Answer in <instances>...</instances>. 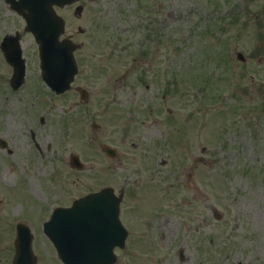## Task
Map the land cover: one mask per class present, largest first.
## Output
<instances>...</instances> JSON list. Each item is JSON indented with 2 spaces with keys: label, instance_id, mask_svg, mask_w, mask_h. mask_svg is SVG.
<instances>
[{
  "label": "rangeland",
  "instance_id": "obj_1",
  "mask_svg": "<svg viewBox=\"0 0 264 264\" xmlns=\"http://www.w3.org/2000/svg\"><path fill=\"white\" fill-rule=\"evenodd\" d=\"M63 13L86 31L75 39L90 53L77 57L86 100L46 86L24 32L30 81L13 92L0 49V135L13 149H0V264H13L24 211L37 264H63L42 222L106 186L126 191L116 264H264V0H101L100 14ZM14 26L22 18L0 0V41Z\"/></svg>",
  "mask_w": 264,
  "mask_h": 264
},
{
  "label": "water",
  "instance_id": "obj_2",
  "mask_svg": "<svg viewBox=\"0 0 264 264\" xmlns=\"http://www.w3.org/2000/svg\"><path fill=\"white\" fill-rule=\"evenodd\" d=\"M25 1L32 9L31 13L25 15L27 30L34 33L40 44L42 76L53 89L63 92L70 88L78 67L73 54L75 45L71 40H60L65 22L54 11L53 4L64 5L74 0ZM18 38H14L13 53L6 46L8 37L2 44L8 51L7 58L15 65L20 64ZM120 201L121 197H116L111 188H106L77 200L71 208H58L54 212L46 224V232L54 241L65 264L115 262L113 248L116 245L124 246L128 235L119 217ZM27 261L31 260L19 249L15 263L25 264ZM31 263H35V257Z\"/></svg>",
  "mask_w": 264,
  "mask_h": 264
},
{
  "label": "flooded vegetation",
  "instance_id": "obj_3",
  "mask_svg": "<svg viewBox=\"0 0 264 264\" xmlns=\"http://www.w3.org/2000/svg\"><path fill=\"white\" fill-rule=\"evenodd\" d=\"M77 6H80L82 9L80 10V12H75V9H76V7ZM10 8H11V6H10ZM12 9V8H11ZM12 11L16 14V15H18L19 17H21V15L19 14V13H17V11H15L14 9H12ZM57 11H58V13L59 14H61L63 17H65L66 18V16L64 15V11L66 12V11H72L73 12V14H74V18L75 19H77V20H80V19H82L83 17H84V15L86 14V13H93V15H97V14H100L101 13V0H78L77 2H75V3H73V4H70V5H66L65 7H57ZM22 18V17H21ZM66 20H67V18H66ZM25 20L22 18V23H24V26H23V30H22V28H21V26H19V27H16V26H14L15 28H14V32H18V31H20L21 33H29V32H26L25 31ZM67 25H68V22H67ZM78 31H76L75 29H73V30H69L68 29V26H66V30H65V34L63 35V37H70V38H73V40H75L76 39V37L78 36V35H80V34H85V32L83 33L81 30H80V25H78ZM85 46V44L83 43V42H81L80 44H79V46H78V48L76 49V51H75V55L78 57V53L79 52H82V51H84V50H86V52H88L89 53V49H87V48H85L84 47ZM87 53V54H88ZM3 54V53H2ZM90 54V53H89ZM25 55V54H24ZM26 58V57H25ZM5 63H6V67L8 68V72H9V74H10V78H9V87L11 88V90L13 91V92H17V91H19V90H21L22 89V87L24 86V85H26L27 83H29V81H30V74H29V62H28V58H26V74H25V76H24V78H25V80H24V83L21 85V87L19 88V89H13V87H12V84H11V81H12V78H13V75H14V67L10 64V63H8L7 61H5ZM87 95H88V93H87ZM40 123L43 125V124H45V120H44V117H40ZM31 130H32V132H31V136H30V139H33L34 140V143H35V148L39 151V153H40V156L41 157H45L47 154H45V152L42 150V148H41V144L39 145V143L36 141V137H38V132H37V129H33V128H31ZM0 137H3V136H1L0 135ZM4 138V137H3ZM7 140V139H6ZM7 143H8V146L9 147H11L10 145V141L9 140H7ZM6 148L5 150L7 151V152H11V148ZM45 147H46V150H48V151H51V144L50 143H46L45 144ZM12 151H13V149H12ZM93 191H95V190H93ZM84 195V194H83ZM82 195V196H83ZM33 197V196H32ZM35 197V196H34ZM37 198V200L38 199H41L42 198V200H46V198L45 197H36ZM40 205L42 206V204L40 203ZM47 205V204H46ZM58 205H61V206H68L69 204H65V203H60V204H58ZM24 216L22 217H20V218H24V219H27L26 221H27V223L29 224V226H30V228H31V225H32V223H34V219L31 217V215H29V214H27L26 213V211H24V214H23ZM14 220V219H13ZM12 221V220H11ZM18 220H16V222H17ZM42 224H43V222H42Z\"/></svg>",
  "mask_w": 264,
  "mask_h": 264
}]
</instances>
